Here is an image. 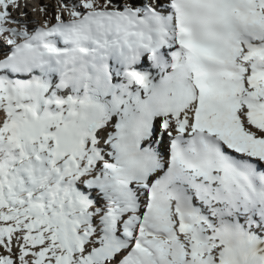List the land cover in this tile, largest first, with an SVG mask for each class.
<instances>
[{
    "label": "snow or ice",
    "instance_id": "snow-or-ice-1",
    "mask_svg": "<svg viewBox=\"0 0 264 264\" xmlns=\"http://www.w3.org/2000/svg\"><path fill=\"white\" fill-rule=\"evenodd\" d=\"M0 264H264V0H0Z\"/></svg>",
    "mask_w": 264,
    "mask_h": 264
},
{
    "label": "bare ground",
    "instance_id": "bare-ground-1",
    "mask_svg": "<svg viewBox=\"0 0 264 264\" xmlns=\"http://www.w3.org/2000/svg\"><path fill=\"white\" fill-rule=\"evenodd\" d=\"M32 2L35 3L37 5V7H39L41 2L44 4L51 5L53 8L55 7V0H32ZM28 11L31 12V9H29ZM50 11H51V9H50ZM34 18L38 19L39 18L38 14Z\"/></svg>",
    "mask_w": 264,
    "mask_h": 264
}]
</instances>
